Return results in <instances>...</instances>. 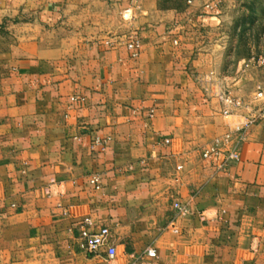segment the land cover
Listing matches in <instances>:
<instances>
[{
    "label": "crops",
    "instance_id": "obj_1",
    "mask_svg": "<svg viewBox=\"0 0 264 264\" xmlns=\"http://www.w3.org/2000/svg\"><path fill=\"white\" fill-rule=\"evenodd\" d=\"M162 1L0 0V264H106L77 248L86 216L118 264H264V129L226 171L201 157L235 125L202 91L221 18Z\"/></svg>",
    "mask_w": 264,
    "mask_h": 264
},
{
    "label": "built area",
    "instance_id": "obj_2",
    "mask_svg": "<svg viewBox=\"0 0 264 264\" xmlns=\"http://www.w3.org/2000/svg\"><path fill=\"white\" fill-rule=\"evenodd\" d=\"M187 2L191 3L192 0H187ZM206 7L212 8L210 5ZM104 44L113 46L114 43L106 40ZM126 46L130 56L136 58L141 47L140 39H131ZM249 69H264V53L251 55L240 60L237 64L234 80L215 91L209 87L215 80L214 73H208L203 79L205 91L212 93L220 105V114L225 118L235 119L232 130L210 140L201 151V157L212 161L217 171H226L230 166L240 161L241 145L252 127L259 126L264 129L263 84L256 83L249 96H244L238 91V84L243 81L244 74ZM150 116H153V109L150 110ZM110 142V137H95L91 143V150L96 153H103L109 147ZM176 169L179 171L182 166L179 165ZM90 182L95 187H99L97 174L91 176ZM172 207L174 209L171 218L172 223L178 216L189 213L187 205L177 199H173ZM77 230L76 245L80 252L89 257H102L109 263L115 262L118 256L117 245L107 226L99 225L90 216H86L77 222ZM147 255L155 257L156 251L149 249Z\"/></svg>",
    "mask_w": 264,
    "mask_h": 264
},
{
    "label": "rangeland",
    "instance_id": "obj_3",
    "mask_svg": "<svg viewBox=\"0 0 264 264\" xmlns=\"http://www.w3.org/2000/svg\"><path fill=\"white\" fill-rule=\"evenodd\" d=\"M199 1L203 2V4L199 5L202 14H215L221 18L218 26L220 30L218 32L207 31V35L204 34L207 36L205 37V43L209 44L217 41V45L223 48L221 49L222 54L218 52L217 55L219 57L215 61L216 54L213 55L210 62L213 69H215L213 70L215 80L209 87H216L218 89L221 88L216 82L219 74L236 77V68L240 60L248 58L251 55L264 53V0ZM162 2H165L163 3L164 5L175 3L173 0H163ZM186 3L191 4L192 2ZM207 5H210L212 8L206 7ZM218 33L221 34L218 35ZM256 83H261L264 86V69H249L244 74L243 81L238 84V91L244 96H249ZM204 87L205 84L202 85V91L208 93ZM81 99L78 97L73 98V100ZM106 264H118V262H107Z\"/></svg>",
    "mask_w": 264,
    "mask_h": 264
}]
</instances>
